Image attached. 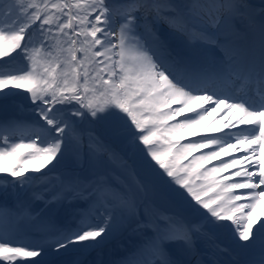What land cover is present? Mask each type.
<instances>
[{
	"label": "snow or ice",
	"instance_id": "1",
	"mask_svg": "<svg viewBox=\"0 0 264 264\" xmlns=\"http://www.w3.org/2000/svg\"><path fill=\"white\" fill-rule=\"evenodd\" d=\"M14 96L31 118L0 120V192L16 196L0 204V264H52L126 230L138 243L119 264H184L221 230L264 264V6L0 0V99ZM101 123L150 170L139 176ZM152 170L192 219L150 198Z\"/></svg>",
	"mask_w": 264,
	"mask_h": 264
},
{
	"label": "bare ground",
	"instance_id": "2",
	"mask_svg": "<svg viewBox=\"0 0 264 264\" xmlns=\"http://www.w3.org/2000/svg\"><path fill=\"white\" fill-rule=\"evenodd\" d=\"M24 106V109L30 107V105L28 104L27 101H25L23 104H21ZM21 105H13L11 103H3V102H0V116H8V115H11L12 113H16V114H19V113H22L21 111ZM219 112V109L217 110ZM221 115H223L221 113ZM13 116V115H11ZM216 120H219V117L216 116ZM223 122V121H221ZM209 125L208 123V119L205 118V120L203 121V123L201 125L198 126V131L203 133L204 131V128L207 127ZM196 154H199V153H196ZM213 164L216 163V162H212ZM211 166V165H209ZM234 171V170H233ZM224 175H228V173H224ZM2 193L3 192H0V202L3 200H10L11 198H16V196L12 193L11 189L8 190V194H10L11 196L9 198H2ZM20 196V199L21 200H29L32 196V191H28L26 194L24 193H20L19 194ZM2 198V199H1ZM151 198V197H150ZM31 206H32V209L34 212H39L41 210V207L40 205L35 201V199H32L31 200ZM162 209L164 210H167L169 212H172V213H177V214H181V215H184L186 216L187 218L189 219H192L193 217L187 213L186 210H183V209H180L179 207L175 206L172 202L170 201H162L161 202V206H160ZM261 213H264V204H262L257 210H256V215H260ZM59 215L61 216H66V212H65V208L62 209L61 211H59ZM70 223V222H69ZM115 242H116V239L113 237L111 240H109L107 243L103 244L102 246L98 247L100 249V251H104V257H108L110 259V257H112L113 259H116L117 257H120V256H124L125 254H127V251H131L133 248L131 246L125 248V253L122 254L120 252V249L115 245ZM197 250H201L200 252L202 251H209V249L205 248L201 243L200 241L197 242ZM93 249H90L88 251H85V252H77V251H69L67 254L63 255V250H61V254L63 257V259H66L68 257L71 258V263L70 264H74V262H79V264L82 262L83 258L87 255L90 254V252L92 251ZM61 254H53L49 257V259L51 260L52 264H59L63 259L58 257L59 255ZM192 255H183L180 257V259L184 262V264H189V261H190V258H191ZM249 257V253L245 252L244 254H240V259H243V260H246L248 259ZM95 264H101L100 261H97V263Z\"/></svg>",
	"mask_w": 264,
	"mask_h": 264
},
{
	"label": "rangeland",
	"instance_id": "3",
	"mask_svg": "<svg viewBox=\"0 0 264 264\" xmlns=\"http://www.w3.org/2000/svg\"><path fill=\"white\" fill-rule=\"evenodd\" d=\"M261 1L263 2V4H260V5L264 6V0H261ZM22 63H23L22 60H18L17 66L22 65ZM25 101H27L25 96H14V97H8L7 99H0V102L11 103V104L16 105V106L22 104ZM12 114L19 115L17 117H13L16 119H18L21 115H27L26 112H24V114L23 113L22 114H15V112ZM208 117L212 120L216 117V114L212 115V116H208ZM29 118H31V117L29 116ZM0 119L1 120H9V118H7V116H0ZM95 131H96V134L101 136L102 138H105L103 136V135H105L107 137L105 139H108L109 142H111L113 144V147H115L117 149L119 148L118 146H119L120 140H115V139L109 137L108 134L106 133L107 131H106L105 125L98 124L95 128ZM128 149H129L128 152L130 154L132 153L133 155H135V158L137 159L136 162H137L138 168L140 169L141 175L143 176L147 170H150L149 164H148V161L150 160V158L145 159V153L140 148H137V149L128 148ZM65 163H66V165L70 166L72 164V161H66ZM151 163L154 164L155 162H151ZM157 168H158V166H157ZM63 170H64V166H62L60 169H58L54 173L60 174V172ZM162 171H163L162 169L159 170V172H161V173H162ZM152 175H153V177H156V180L154 182L156 186L153 183L154 189H150V193H151L150 195L154 198V200L160 199V200H165V201L166 200L175 201L177 199H180V197H178L177 193L174 191L173 188L168 187V185L164 182V180L159 179L158 173L155 170H152ZM188 199L190 200V197ZM192 203L194 204L195 202L192 201ZM124 232L125 231L121 232L120 234H118L116 236H119V237L122 236L123 238L127 237L124 234ZM217 235H218L219 240L213 239V242L216 244H219V246H221V243H224L225 237L223 236V232H219V233H217ZM95 256H97V253L94 255L93 254L89 255L86 258L85 262H87L88 260H91L90 257H95Z\"/></svg>",
	"mask_w": 264,
	"mask_h": 264
}]
</instances>
